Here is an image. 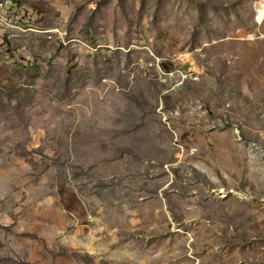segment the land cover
I'll use <instances>...</instances> for the list:
<instances>
[{"label": "rangeland", "instance_id": "obj_1", "mask_svg": "<svg viewBox=\"0 0 264 264\" xmlns=\"http://www.w3.org/2000/svg\"><path fill=\"white\" fill-rule=\"evenodd\" d=\"M2 16L0 264H264V0Z\"/></svg>", "mask_w": 264, "mask_h": 264}, {"label": "built area", "instance_id": "obj_2", "mask_svg": "<svg viewBox=\"0 0 264 264\" xmlns=\"http://www.w3.org/2000/svg\"><path fill=\"white\" fill-rule=\"evenodd\" d=\"M14 0H0V23H4V17L2 16V13H5L6 10L12 5Z\"/></svg>", "mask_w": 264, "mask_h": 264}, {"label": "water", "instance_id": "obj_3", "mask_svg": "<svg viewBox=\"0 0 264 264\" xmlns=\"http://www.w3.org/2000/svg\"><path fill=\"white\" fill-rule=\"evenodd\" d=\"M195 63V58L194 57H189L187 59H185L180 65L179 67L184 70L187 71L189 69V67L191 65H193Z\"/></svg>", "mask_w": 264, "mask_h": 264}]
</instances>
